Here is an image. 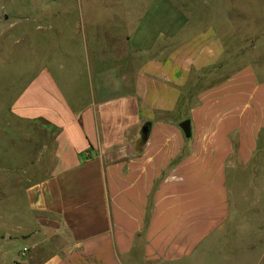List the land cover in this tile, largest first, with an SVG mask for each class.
<instances>
[{
	"label": "crops",
	"instance_id": "1",
	"mask_svg": "<svg viewBox=\"0 0 264 264\" xmlns=\"http://www.w3.org/2000/svg\"><path fill=\"white\" fill-rule=\"evenodd\" d=\"M148 1L168 27L198 26V7ZM100 24L120 49H66L68 72L38 70L10 106L53 141L40 179L0 167V202L20 223L0 234V264H264V78L248 66L205 84L222 58L213 23L164 51L151 23L137 36L133 20Z\"/></svg>",
	"mask_w": 264,
	"mask_h": 264
},
{
	"label": "rangeland",
	"instance_id": "2",
	"mask_svg": "<svg viewBox=\"0 0 264 264\" xmlns=\"http://www.w3.org/2000/svg\"><path fill=\"white\" fill-rule=\"evenodd\" d=\"M129 2L130 0H0V167H4L5 159L9 160L12 163L13 180L20 178V175L36 180L48 174L51 158L47 153L53 141V130L47 125H40L41 123L18 121L10 115L11 104L38 70L44 67L56 68L63 64L67 73L70 60L66 49L80 46L83 42L92 44L94 48L102 47L104 52L107 47L112 51L120 49V42L117 43L112 34H104L110 29L100 23L109 21L118 27L124 21L127 27L133 20L136 24V36L147 30L150 23L154 27H160L161 32L155 41L162 46V51L169 44L175 46L186 41L188 31H205L206 26L213 23L214 31L220 39L222 58L205 84H216L248 66H252L264 78V0H184L183 2L199 9V21L195 22L198 26L187 27L182 23V27L178 26L179 17L173 19L168 27L165 24V12L154 13L153 1L141 0V7L137 8L138 5H134L132 0L130 10L127 11L125 8H128ZM176 3L181 4V0ZM206 5L214 6L215 12L206 10ZM186 14L191 13L178 12V16H184H181V20L187 18ZM79 22L84 23L82 31L87 32L88 37L82 38L78 34L76 26ZM96 22V28L89 26ZM174 30L178 33L173 37H165V33ZM125 50H128L127 44ZM5 149H8V154L9 151L13 153V157H5ZM44 151L45 156H40ZM18 156L23 159H18ZM24 157L29 159L28 167L24 164ZM22 169L26 171L20 172ZM6 207V204L0 202V234L5 231L15 232L20 226L17 219L7 216ZM15 243L16 248L23 245L20 239ZM231 255L232 253L224 252L220 256L218 253V261ZM256 255L260 260L261 253H255ZM258 259L253 258L254 263ZM1 264L9 263L5 261Z\"/></svg>",
	"mask_w": 264,
	"mask_h": 264
},
{
	"label": "water",
	"instance_id": "3",
	"mask_svg": "<svg viewBox=\"0 0 264 264\" xmlns=\"http://www.w3.org/2000/svg\"><path fill=\"white\" fill-rule=\"evenodd\" d=\"M179 127L186 138L190 137V122L188 120L181 122Z\"/></svg>",
	"mask_w": 264,
	"mask_h": 264
}]
</instances>
